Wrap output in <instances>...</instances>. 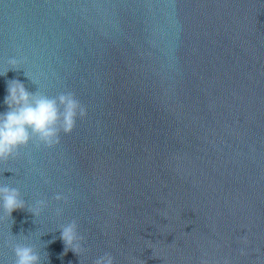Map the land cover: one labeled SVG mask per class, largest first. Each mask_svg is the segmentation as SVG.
I'll return each instance as SVG.
<instances>
[{"label":"water","instance_id":"95a60500","mask_svg":"<svg viewBox=\"0 0 264 264\" xmlns=\"http://www.w3.org/2000/svg\"><path fill=\"white\" fill-rule=\"evenodd\" d=\"M12 79L87 116L0 162L48 202L0 212V264L10 241L41 264H264V0H0V112Z\"/></svg>","mask_w":264,"mask_h":264},{"label":"clouds","instance_id":"9594fccd","mask_svg":"<svg viewBox=\"0 0 264 264\" xmlns=\"http://www.w3.org/2000/svg\"><path fill=\"white\" fill-rule=\"evenodd\" d=\"M21 63L15 58L9 60L11 68H19ZM24 75L35 83L28 73ZM3 103L7 110L0 112V162L17 157L20 150L29 144L37 148H53L60 143L62 133L72 132L77 118L84 119L87 116L86 108L72 92L58 96H49L40 90L29 92L18 79L7 82ZM53 199L67 203V197L62 193H57ZM47 207L48 202L44 199L26 205L18 188L0 184V212L7 214L8 218H11L13 211L25 208L38 217ZM62 211L57 208L56 214L60 216ZM60 239L65 245V252L71 250L78 254L85 251L84 238L79 235L75 220L61 226ZM9 243L15 257L14 264H41V255L34 246L14 241ZM241 254H244L243 249ZM93 264H115V259L106 252L96 258Z\"/></svg>","mask_w":264,"mask_h":264}]
</instances>
